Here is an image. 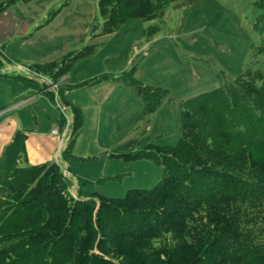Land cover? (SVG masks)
Returning <instances> with one entry per match:
<instances>
[{"label":"rangeland","instance_id":"obj_1","mask_svg":"<svg viewBox=\"0 0 264 264\" xmlns=\"http://www.w3.org/2000/svg\"><path fill=\"white\" fill-rule=\"evenodd\" d=\"M263 4L178 0L150 21L107 33L96 0L17 2L0 14V155L23 131L22 166L62 164L82 195L123 198L153 188L163 168L143 155L148 145L178 144L182 101L251 63L264 69ZM50 62L63 70L57 93L38 72ZM72 107L82 119L73 137ZM56 140L72 142L74 158L53 157Z\"/></svg>","mask_w":264,"mask_h":264},{"label":"trees","instance_id":"obj_2","mask_svg":"<svg viewBox=\"0 0 264 264\" xmlns=\"http://www.w3.org/2000/svg\"><path fill=\"white\" fill-rule=\"evenodd\" d=\"M20 1L31 0L0 2V14ZM96 1L110 33L178 0ZM56 66L38 72L57 82ZM182 106L178 144L148 145L143 155L162 166L160 181L123 198H74L58 164L22 166L18 132L0 155V264H264V69L251 63ZM72 118L73 137L76 107Z\"/></svg>","mask_w":264,"mask_h":264},{"label":"crops","instance_id":"obj_3","mask_svg":"<svg viewBox=\"0 0 264 264\" xmlns=\"http://www.w3.org/2000/svg\"><path fill=\"white\" fill-rule=\"evenodd\" d=\"M36 95V94H35ZM60 133V132H59ZM64 135H66V134H64ZM27 138V137H26ZM54 138V137H53ZM59 140V139H58ZM66 148V144H63V143H59V142H57V140L55 141V149H54V151H53V153H52V156L53 157H58V155L60 156V158L62 159V163L64 164V160H63V158H62V151L64 150ZM58 150L60 151L59 153H58ZM46 163H48V162H46ZM37 164H40V163H37ZM35 165V164H34ZM62 165V164H61Z\"/></svg>","mask_w":264,"mask_h":264}]
</instances>
